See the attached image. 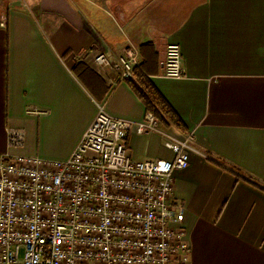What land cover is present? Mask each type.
<instances>
[{"label":"crops","instance_id":"1","mask_svg":"<svg viewBox=\"0 0 264 264\" xmlns=\"http://www.w3.org/2000/svg\"><path fill=\"white\" fill-rule=\"evenodd\" d=\"M2 19L0 154L67 159L98 104L142 120L139 70L185 132L160 127L201 152L172 172L190 264H264V0H0ZM169 44L180 78L162 75ZM128 46L132 79L95 62ZM9 128L24 131L21 146L8 144ZM126 141L136 160L173 158L158 133Z\"/></svg>","mask_w":264,"mask_h":264},{"label":"built area","instance_id":"2","mask_svg":"<svg viewBox=\"0 0 264 264\" xmlns=\"http://www.w3.org/2000/svg\"><path fill=\"white\" fill-rule=\"evenodd\" d=\"M95 62L121 79L139 67L129 46L115 60L97 53ZM162 75L182 76L177 44L166 47ZM131 131L167 137L173 158H132ZM7 137L13 147L25 138L21 128ZM191 152L201 154L189 135H171L151 113L133 121L98 104L67 159L0 154V264H190L172 172L188 165Z\"/></svg>","mask_w":264,"mask_h":264},{"label":"trees","instance_id":"3","mask_svg":"<svg viewBox=\"0 0 264 264\" xmlns=\"http://www.w3.org/2000/svg\"><path fill=\"white\" fill-rule=\"evenodd\" d=\"M79 65L77 64L76 67ZM135 73L139 86L133 84V87L143 101L146 110L155 117L159 125L165 128L175 126L185 132L181 121L167 101L151 86L139 70Z\"/></svg>","mask_w":264,"mask_h":264}]
</instances>
